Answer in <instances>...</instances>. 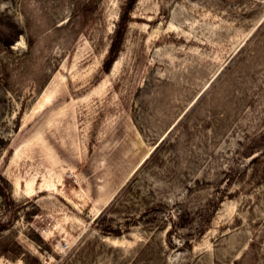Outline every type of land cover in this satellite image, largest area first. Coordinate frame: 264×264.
<instances>
[{
	"label": "rangeland",
	"instance_id": "1",
	"mask_svg": "<svg viewBox=\"0 0 264 264\" xmlns=\"http://www.w3.org/2000/svg\"><path fill=\"white\" fill-rule=\"evenodd\" d=\"M0 264H264V0H0Z\"/></svg>",
	"mask_w": 264,
	"mask_h": 264
},
{
	"label": "bare ground",
	"instance_id": "2",
	"mask_svg": "<svg viewBox=\"0 0 264 264\" xmlns=\"http://www.w3.org/2000/svg\"><path fill=\"white\" fill-rule=\"evenodd\" d=\"M117 65V64H116ZM50 91V90H49ZM53 91H55L56 92V90L54 89ZM53 92H49V94L48 95H44L43 96V98H42V101H41V103H40V106L42 105V104H47V103H50L51 102V98H52V96H53V94H52ZM43 107V106H42Z\"/></svg>",
	"mask_w": 264,
	"mask_h": 264
},
{
	"label": "trees",
	"instance_id": "3",
	"mask_svg": "<svg viewBox=\"0 0 264 264\" xmlns=\"http://www.w3.org/2000/svg\"><path fill=\"white\" fill-rule=\"evenodd\" d=\"M125 26H126V24H125ZM113 61H114V59L111 62H113Z\"/></svg>",
	"mask_w": 264,
	"mask_h": 264
}]
</instances>
